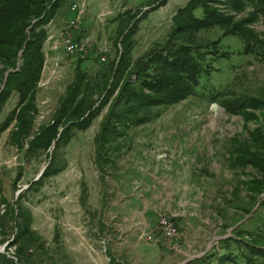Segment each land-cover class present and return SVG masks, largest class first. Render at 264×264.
I'll return each instance as SVG.
<instances>
[{
    "label": "rangeland",
    "instance_id": "1",
    "mask_svg": "<svg viewBox=\"0 0 264 264\" xmlns=\"http://www.w3.org/2000/svg\"><path fill=\"white\" fill-rule=\"evenodd\" d=\"M146 1L63 0L48 27L64 28L67 2L81 4L82 20L73 31L74 36L88 43L87 52H99L100 59L101 54L112 53L115 36L112 19L116 12ZM185 1L165 0L138 21L132 56L169 33L170 15ZM213 4L233 15L234 20L252 9L249 4L238 11L216 1ZM248 25L264 43V16L257 14ZM218 31L217 28L202 30L198 38H212ZM220 43L228 50V57L213 61L218 69L200 76L195 93L160 107L152 120L130 126L119 139L121 152L117 156L110 153L114 165L106 164L108 158L104 169H100L96 166L98 160L94 159L93 136L99 129L101 113L87 128L76 130L61 150L65 167L23 197L32 214L31 227L47 246L46 252L38 256L37 264H111L107 249L109 256L121 264H186L209 249L221 251L218 239L230 233L229 224L235 220L243 222L250 231L255 229L264 240V205L256 203L246 214L239 207L240 198L244 201L246 197L244 179L259 173L249 164L229 160L225 149L231 136L248 138L255 126L264 133V108L254 109L255 118L245 119L240 113L227 111L219 101H209L200 94L208 88L226 86L255 92L259 85H264V63L253 54L236 53L240 42L234 35H222ZM43 50L36 81L34 128L48 119L58 95L71 78V60L79 54L63 56L62 47L53 41H45ZM19 61L20 57H16V64ZM84 62L88 67L96 64L93 56ZM15 98L10 96L0 117ZM8 128L0 133V180L2 193L11 200L48 158L23 161L21 151L7 141ZM50 149L47 148L48 153ZM260 149L264 156V140ZM18 162H22L23 172L17 180L18 187L12 189L10 181ZM82 181L86 184L85 206L79 202ZM253 210L255 218L250 217ZM159 215L179 217L173 223L175 235L168 243L159 238L155 229ZM13 233L14 228L0 241V246L3 244L0 251L10 256L15 248V244L8 243ZM146 233L153 237H144ZM207 263L216 264L213 257ZM223 264H243V261L237 258Z\"/></svg>",
    "mask_w": 264,
    "mask_h": 264
},
{
    "label": "trees",
    "instance_id": "2",
    "mask_svg": "<svg viewBox=\"0 0 264 264\" xmlns=\"http://www.w3.org/2000/svg\"><path fill=\"white\" fill-rule=\"evenodd\" d=\"M62 1L0 0V79L7 69L0 88V114L10 96L16 97L0 117V133L9 127L7 141L21 151L23 161L48 158L41 174L28 180V184L11 200L2 193L0 180V241L14 228L8 243L15 244L11 256L0 251V264H37L38 256L46 252L47 246L41 235L31 227L32 214L23 203V197L65 167L61 150L76 130L87 128L101 113L99 129L93 136L94 159L98 160L96 166L104 169L103 164L108 158L106 164L114 165L110 153L117 156L121 152L119 139L125 136L130 126L152 120L159 114L160 107L195 93L200 76L218 69L213 61L228 57V50L220 43L222 35L230 34L238 39L240 45L236 53L253 54L264 63V43L248 25L257 14L264 16V0H186L170 15L169 33L132 56L133 34L138 21L149 10L165 2L147 0L140 6L123 7L116 12L112 19L115 36L111 54L100 60L99 52L96 54L91 50L79 53L71 60V78L58 95L48 119L37 123L34 128L36 81L44 58L46 24ZM214 1L234 11L247 4L252 9L246 16L234 20L233 15L220 10ZM69 5L67 2V11ZM197 8L198 12L195 11ZM211 28L219 30L214 37L198 38V32ZM62 53L63 56L72 55L64 54L63 50ZM89 56L95 59L94 67H88L84 62ZM16 57H20L18 64ZM200 94L209 101H219L227 111L240 113L245 119L255 118L254 109L264 108V85H259L255 92L226 86L208 88ZM263 134L262 129L255 126L249 131L248 138L231 136L225 145L229 160L249 164L259 173L243 181L246 197L244 201L240 198L239 205L243 214L256 203L264 205V192L258 196L264 190V156L260 149ZM18 163L10 181L12 189L18 187L17 180L23 172L22 162ZM239 183L243 184L242 181ZM85 185L84 181L80 182L79 202L83 206L86 205ZM250 217L255 218L254 210ZM178 218L170 216L175 224ZM235 221L229 224L230 233L218 239L221 251L209 249L192 257L186 264H208L211 257L216 264L234 262L237 258L243 264H264L262 237L255 229L250 231L243 222ZM107 253L111 264H121L114 256H109L108 249Z\"/></svg>",
    "mask_w": 264,
    "mask_h": 264
},
{
    "label": "built area",
    "instance_id": "3",
    "mask_svg": "<svg viewBox=\"0 0 264 264\" xmlns=\"http://www.w3.org/2000/svg\"><path fill=\"white\" fill-rule=\"evenodd\" d=\"M70 15L66 20L65 27L60 29L54 37L55 42L58 43L64 54L83 53L87 51L88 43L80 39H76L73 31L79 27L82 20V6L76 2H71L69 5ZM104 59V55H100V60ZM56 63V61H54ZM40 84V82H39ZM173 222L167 215H159L155 229L158 230L159 238L168 243L169 241V228ZM144 237H153L151 234L146 233ZM154 240L156 238L154 237Z\"/></svg>",
    "mask_w": 264,
    "mask_h": 264
},
{
    "label": "crops",
    "instance_id": "4",
    "mask_svg": "<svg viewBox=\"0 0 264 264\" xmlns=\"http://www.w3.org/2000/svg\"><path fill=\"white\" fill-rule=\"evenodd\" d=\"M82 12H83V6H82ZM69 17V13H68V11H66V13L64 14V22H63V24H65L66 23V20H67V18ZM51 21V20H50ZM49 21V22H50ZM48 22V23H49ZM48 23L46 24V27H47V35H46V37H45V41L46 42H50V41H53V44H54V37H55V35L57 34V32L60 30V29H50L49 27H48ZM75 31V30H74ZM45 41H43V45L45 44ZM51 44H52V42H51ZM51 44L49 45V47H51ZM52 51V49H50L49 50V52H51Z\"/></svg>",
    "mask_w": 264,
    "mask_h": 264
},
{
    "label": "bare ground",
    "instance_id": "5",
    "mask_svg": "<svg viewBox=\"0 0 264 264\" xmlns=\"http://www.w3.org/2000/svg\"><path fill=\"white\" fill-rule=\"evenodd\" d=\"M173 223H174V222H171V226H170V228H169V240H170V238H171L172 236L174 237V235H175V227H174Z\"/></svg>",
    "mask_w": 264,
    "mask_h": 264
},
{
    "label": "water",
    "instance_id": "6",
    "mask_svg": "<svg viewBox=\"0 0 264 264\" xmlns=\"http://www.w3.org/2000/svg\"><path fill=\"white\" fill-rule=\"evenodd\" d=\"M43 167H44V165H42V166L39 168V170H38V172H37V174H36V176H35L34 178H37V177L41 174V171H42ZM19 190H20V188H18V189L16 190V192H18ZM2 246H3V244L0 246V250H1Z\"/></svg>",
    "mask_w": 264,
    "mask_h": 264
}]
</instances>
